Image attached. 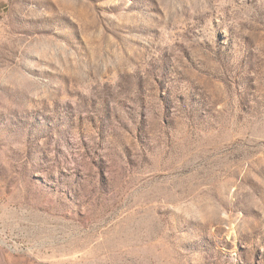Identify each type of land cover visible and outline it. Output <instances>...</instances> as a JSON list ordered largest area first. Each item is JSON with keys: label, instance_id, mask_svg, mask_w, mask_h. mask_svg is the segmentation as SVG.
I'll use <instances>...</instances> for the list:
<instances>
[{"label": "rangeland", "instance_id": "rangeland-1", "mask_svg": "<svg viewBox=\"0 0 264 264\" xmlns=\"http://www.w3.org/2000/svg\"><path fill=\"white\" fill-rule=\"evenodd\" d=\"M0 264H264V0H9Z\"/></svg>", "mask_w": 264, "mask_h": 264}, {"label": "crops", "instance_id": "crops-1", "mask_svg": "<svg viewBox=\"0 0 264 264\" xmlns=\"http://www.w3.org/2000/svg\"><path fill=\"white\" fill-rule=\"evenodd\" d=\"M9 0H0V15L6 10Z\"/></svg>", "mask_w": 264, "mask_h": 264}]
</instances>
